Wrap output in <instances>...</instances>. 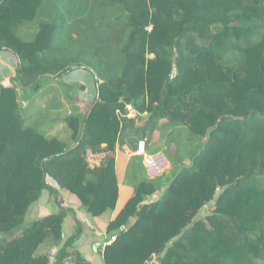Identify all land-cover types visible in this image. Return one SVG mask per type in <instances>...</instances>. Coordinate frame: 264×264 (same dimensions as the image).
I'll use <instances>...</instances> for the list:
<instances>
[{"label":"trees","instance_id":"obj_1","mask_svg":"<svg viewBox=\"0 0 264 264\" xmlns=\"http://www.w3.org/2000/svg\"><path fill=\"white\" fill-rule=\"evenodd\" d=\"M34 22L35 39L22 40ZM0 52L15 56L21 91L80 69L97 90L87 112L65 119L69 147L27 126L18 89L0 82V264H54L37 251L49 238L63 242L67 209L26 226L44 191L56 197L48 180L94 218L116 208L125 125L138 140L186 129L205 141L156 201L144 204L157 180H139L109 224L118 235L105 264H264V0H0ZM127 106L149 113L142 127ZM88 151L107 153L101 167H88ZM76 223L56 259L88 264L73 250L84 228Z\"/></svg>","mask_w":264,"mask_h":264},{"label":"rangeland","instance_id":"obj_2","mask_svg":"<svg viewBox=\"0 0 264 264\" xmlns=\"http://www.w3.org/2000/svg\"><path fill=\"white\" fill-rule=\"evenodd\" d=\"M37 27L38 22L24 25L19 30L20 38L26 42L33 41L38 31ZM149 57L152 58L153 56L151 55ZM174 58H177V54ZM0 73L2 77H5L9 73L8 67L4 66L2 63H0ZM14 77L15 74H13L12 79L2 84L7 87L15 86L17 88L18 84L13 80L15 79ZM69 81H71L70 84H68ZM67 84L73 86L71 91L66 89ZM17 89L20 97V105L24 110L23 115L27 119L26 125L41 131L47 138H57L63 141L69 147H72L73 144H75V141L72 137V131L68 127L65 119L75 113L87 112L96 98L97 91L93 74L90 71L82 69L68 74L60 79V81L50 77L45 78L42 81L41 89L36 93L30 90L21 91L19 88ZM69 95L74 97L75 100L70 99ZM126 110L127 116L131 119H135L138 127H142L149 117L148 112L140 114L131 106H127ZM162 124L163 122L161 125ZM176 131L177 130L168 131L159 129L153 133L149 132L144 139L147 142L148 152L152 151L155 154H163L170 164L168 170H166L160 177L153 179L157 180L156 183L159 185V191L155 194L157 196L154 195L155 197H148L146 201L152 202L162 197L169 183L174 179L176 169L180 165H189V156L199 144L205 141L195 139L186 131V129L182 130V136L178 138ZM130 133H132L131 127L125 125L118 142L120 148L122 146H127L129 148L137 143L138 139L136 137H126ZM177 138L180 144L179 148H177L181 157L179 160L175 155V147L173 146V140ZM104 154L107 156V153ZM120 157V160H128L127 168L125 169L126 172L121 174V177L128 180L130 179L134 186V191L141 178L152 180L145 168L142 170V168L138 166L139 161L136 159L135 154L128 156L123 151L121 152ZM210 206L211 204L203 208L197 219H204L209 214ZM27 223L28 222H26V226L30 225ZM157 261L158 258H154L150 264H158Z\"/></svg>","mask_w":264,"mask_h":264},{"label":"crops","instance_id":"obj_3","mask_svg":"<svg viewBox=\"0 0 264 264\" xmlns=\"http://www.w3.org/2000/svg\"><path fill=\"white\" fill-rule=\"evenodd\" d=\"M0 63L7 66L9 69V73L5 77H2L0 73V82L5 83L12 79L13 74H15L17 60L11 52H0ZM70 83L71 81H69L68 84ZM137 143L129 148L127 146H122L120 148V145L116 148L114 155L118 175L119 197L116 208L114 210L107 211L101 217L94 218L91 214L86 212L76 197L72 196L67 191L59 189L53 181L48 180V184L57 192L56 197L51 196L49 191H44L40 200L30 207L26 216V222H28L27 224H31L34 221L42 219L46 216L56 214L61 210V208L67 209L69 214L63 225V242L57 245L53 238H49L39 247L37 251L38 255H51L54 259V264H77L75 256H69L63 260L56 259V257L69 238L76 234V221L78 217L83 222L84 228L82 230V235L74 243V252H78L88 264H105L104 251L107 245L111 244L110 239L112 238L107 232L109 224L124 208L127 201L135 194L134 186L130 179L128 180L121 177V174L126 172L125 169L127 168L128 160H120V154L124 151L128 156L132 154L134 155L137 149ZM150 152L151 154H155L152 151ZM141 159L143 163V158ZM149 202L150 201H145L144 204H148ZM117 235V233H114V236Z\"/></svg>","mask_w":264,"mask_h":264},{"label":"built area","instance_id":"obj_4","mask_svg":"<svg viewBox=\"0 0 264 264\" xmlns=\"http://www.w3.org/2000/svg\"><path fill=\"white\" fill-rule=\"evenodd\" d=\"M174 75L175 73L172 74V78ZM135 155L143 158L144 168L152 180L160 177L170 167L169 161L163 154H151L148 152L147 142L144 139L138 141ZM85 159L88 167L90 169H95L101 167L106 156L104 153L96 154L88 151ZM116 240L117 237L113 236L110 239V243L115 242Z\"/></svg>","mask_w":264,"mask_h":264},{"label":"water","instance_id":"obj_5","mask_svg":"<svg viewBox=\"0 0 264 264\" xmlns=\"http://www.w3.org/2000/svg\"><path fill=\"white\" fill-rule=\"evenodd\" d=\"M90 113H91V111H90ZM90 113H89V114H90Z\"/></svg>","mask_w":264,"mask_h":264}]
</instances>
